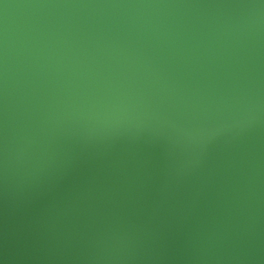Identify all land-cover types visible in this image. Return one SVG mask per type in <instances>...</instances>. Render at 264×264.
Instances as JSON below:
<instances>
[{
	"label": "water",
	"instance_id": "water-1",
	"mask_svg": "<svg viewBox=\"0 0 264 264\" xmlns=\"http://www.w3.org/2000/svg\"><path fill=\"white\" fill-rule=\"evenodd\" d=\"M0 264H264V0H0Z\"/></svg>",
	"mask_w": 264,
	"mask_h": 264
}]
</instances>
